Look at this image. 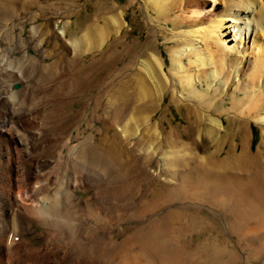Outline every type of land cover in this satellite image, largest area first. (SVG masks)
<instances>
[{
	"label": "bare ground",
	"instance_id": "6f19581e",
	"mask_svg": "<svg viewBox=\"0 0 264 264\" xmlns=\"http://www.w3.org/2000/svg\"><path fill=\"white\" fill-rule=\"evenodd\" d=\"M63 1L0 0V264H264V140L254 149L250 129L264 128V0H142L158 26L186 28L170 66L156 38L131 55L118 3L71 31ZM123 55L82 111L93 131L106 107L114 136L58 134L68 100Z\"/></svg>",
	"mask_w": 264,
	"mask_h": 264
},
{
	"label": "rangeland",
	"instance_id": "374dc122",
	"mask_svg": "<svg viewBox=\"0 0 264 264\" xmlns=\"http://www.w3.org/2000/svg\"><path fill=\"white\" fill-rule=\"evenodd\" d=\"M114 2L118 3L119 6H121L120 10H122L123 8L126 13L125 19L127 23H126L123 33H126L128 36H127V41L125 42L124 45L126 46L129 43L132 45L133 42H138L139 44V45L138 44L135 45V50L131 53V55L134 56V53L138 54L139 51L137 50H139L140 47H143V44L145 42L149 41V39L154 40V38H156L157 47L155 50L157 53L161 54L166 59L167 64L170 66V57H171L170 50L171 49L169 48H173V46H175L176 44L174 41L175 39L174 35L179 34V32H181L182 30H186V28L175 31L173 27L167 28L165 24H161V26H158L155 15L153 14L151 16H148V13L145 10V7H143L144 2L142 0L140 2L137 1L135 3H130L131 0H113V1L112 0H73L69 3H71L73 6V9H75V14H73V16L68 15L67 17L68 20L70 19L71 21H73V24L71 25L70 30L71 31L75 30L76 26L82 27L87 21L91 19L94 13L99 12V10H103L104 8L110 7L111 3H114ZM61 4H62L61 8L64 7L63 9L70 7V5H67V0L66 2L63 1ZM18 15H19L18 17L19 19L10 18L8 19L6 23H8L9 25L10 24L15 25V24L21 23L22 21L20 20L24 19V16H26V13H23V14L19 13ZM44 15H45L44 18H39L36 20H38L39 23H47L50 21L51 17H54L49 12L44 13ZM36 20H32V22ZM28 21H23V23L28 22ZM30 23L31 21L29 22V26H25L26 30L30 27ZM151 25L155 26L156 35H153V34L152 36L150 35L151 32L154 31L153 30L154 28L153 26L151 27ZM159 27H163L164 29L165 27L167 28L165 30L166 31L165 33L167 35L166 37L162 33V30L159 29ZM28 35H29L28 31L24 32L23 34L24 37H27ZM165 39H171L170 41L172 42L170 44H167L164 42ZM184 46L185 44H181L179 48L183 49ZM34 47H35L34 45H29L30 55H33L35 53ZM56 48H59V47H56ZM120 48H123V47L120 46ZM159 54H157V57L162 58V57H159ZM100 55L101 54L95 55L94 53H86L85 55L86 64L93 62L95 59L100 58L101 57ZM117 58L119 61V56ZM124 58L127 59L128 57L126 55H123V57L121 58L122 61L120 60L121 62L117 61L113 63L110 61L111 62L110 64L109 62L107 63L105 62L102 68L94 71V78L92 80V85L90 86V88H84V90H82L83 97L81 96L76 97L74 99V102L68 100V102L66 103L67 110H64V113H65L64 118L62 119L61 123L58 125V131H57L58 134L67 135V136H88L90 135L92 130L88 123V118L86 117L84 118V116L82 115L83 114L82 111L85 109L86 99L87 97L90 96L91 92H93L94 94L97 91V89L102 85L103 79L108 78L109 74L112 72V69L115 70L116 67H119L118 65L123 67V64L121 63L123 62V60H125ZM16 85L18 86V88L20 87V83H16L13 85L14 89H17ZM165 101L166 102L164 103L163 107L166 108L168 106V109L166 110L167 111V121L170 120L172 122L171 125L176 126L180 131L184 127L186 128V125H188L187 119L185 118L186 110L178 109L175 105H170L169 96L166 97ZM226 106L229 107V105H226ZM105 109L106 107H103V106L101 107L100 111L98 112L99 117L93 124L92 132L94 133L93 135L95 136H111V134L114 136L115 134V129L112 128L111 126H108V124L105 121L106 116H107ZM157 116H162V112L157 113ZM222 118L225 119L224 116H222ZM166 125L167 127L169 126L171 127L169 122H166ZM97 129L102 130V132L96 133ZM250 129H251L252 144L254 146L253 148L256 149L258 148V146H260L263 143L264 128L252 122ZM6 136L8 135L6 134ZM79 195L83 197L82 194L79 193ZM42 229H44L43 226L36 228L35 231L33 232V235H36V237L34 236L36 245H40L43 242V237L39 236L40 233L43 231ZM190 235L194 236L195 234L193 232H190ZM27 238L31 240V235L29 234ZM199 239L202 241L205 240L203 236H200Z\"/></svg>",
	"mask_w": 264,
	"mask_h": 264
},
{
	"label": "water",
	"instance_id": "95a60500",
	"mask_svg": "<svg viewBox=\"0 0 264 264\" xmlns=\"http://www.w3.org/2000/svg\"><path fill=\"white\" fill-rule=\"evenodd\" d=\"M18 88V86H16Z\"/></svg>",
	"mask_w": 264,
	"mask_h": 264
}]
</instances>
